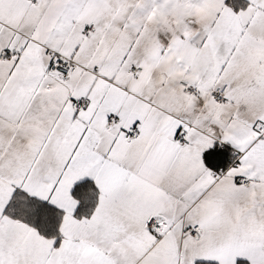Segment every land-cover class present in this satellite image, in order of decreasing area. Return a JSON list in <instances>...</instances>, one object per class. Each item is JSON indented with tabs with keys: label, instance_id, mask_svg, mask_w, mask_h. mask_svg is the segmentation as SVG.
<instances>
[{
	"label": "snow or ice",
	"instance_id": "1",
	"mask_svg": "<svg viewBox=\"0 0 264 264\" xmlns=\"http://www.w3.org/2000/svg\"><path fill=\"white\" fill-rule=\"evenodd\" d=\"M0 264H264V0H0Z\"/></svg>",
	"mask_w": 264,
	"mask_h": 264
}]
</instances>
